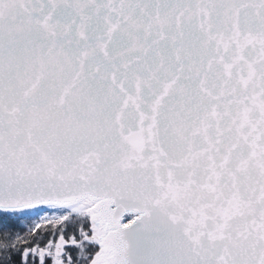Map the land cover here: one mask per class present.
<instances>
[{"label":"snow or ice","instance_id":"snow-or-ice-1","mask_svg":"<svg viewBox=\"0 0 264 264\" xmlns=\"http://www.w3.org/2000/svg\"><path fill=\"white\" fill-rule=\"evenodd\" d=\"M0 264H264V0H0Z\"/></svg>","mask_w":264,"mask_h":264}]
</instances>
